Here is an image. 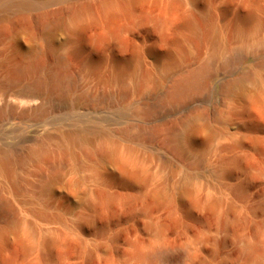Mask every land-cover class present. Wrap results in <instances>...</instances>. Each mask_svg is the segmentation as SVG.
<instances>
[{
	"label": "rangeland",
	"instance_id": "rangeland-1",
	"mask_svg": "<svg viewBox=\"0 0 264 264\" xmlns=\"http://www.w3.org/2000/svg\"><path fill=\"white\" fill-rule=\"evenodd\" d=\"M44 3L34 36L0 9V77L49 110L2 129L0 264H264V0ZM201 67L210 79L170 99ZM107 141L138 182L95 159Z\"/></svg>",
	"mask_w": 264,
	"mask_h": 264
},
{
	"label": "bare ground",
	"instance_id": "bare-ground-1",
	"mask_svg": "<svg viewBox=\"0 0 264 264\" xmlns=\"http://www.w3.org/2000/svg\"><path fill=\"white\" fill-rule=\"evenodd\" d=\"M44 2H45V0H15V1L14 0L13 1L12 0H0V9L1 10L7 11L13 7L15 9V10L13 9V11H15L14 12L15 15H16V17H18V18H16L17 19L16 23L12 26L11 34H13L15 36H18V35H32V36H34L33 30L36 27L33 24L34 21L32 22V20L29 18L27 13L30 10L41 6ZM46 2H47V0H46ZM44 4H46V3H44ZM60 24H61V17L57 14H55L53 17L51 16L50 18L45 19L42 22V28H43V32H45V36L51 37V34H53L55 31H57L59 29ZM41 34H42V32H41ZM52 47H51V44L48 46V48H49L48 51L51 53H52V50H54V49H52ZM25 63H26L25 65L23 64L24 67L21 66V69L27 73L28 72L31 73L37 67L30 60L28 63H27V61ZM55 65H56V67H59L63 71L62 73L65 74L62 78L59 79V81L64 82L66 80H69L68 82H70L71 78L66 73V63H65L64 59L62 57L57 56L55 59ZM262 65L263 64L260 62V66H262ZM19 67H18V69H19ZM18 69H17V71L20 72ZM14 75H16V74H14ZM17 76H19V75H17ZM54 76H57V75H53V77ZM210 77H211V73L206 70V67H201V68L195 69L193 71H190L185 77L181 78L179 81H177L173 85V87L169 93V98L170 99H178L180 97L186 96L191 91L195 90L199 85H203L204 83H206L210 79ZM59 81H58V83H59ZM255 81H256V76L251 74V73H248V74H245L244 76H242L240 78L232 79L231 81L227 82L226 90L230 91V90H234V89H239L241 87V85L243 86L244 82H252L253 83ZM41 94L42 93L39 89V86L38 87L35 86L32 88L29 86H24L20 89H16L15 87L12 86V80L6 79L5 77L4 78L0 77V136L3 134L2 129L4 127V124L9 122V121H16V122H19L20 124L28 123V122H37V121L41 120L47 114V112L49 111L47 107L36 105V99ZM194 132H195V128L192 125H190V123L184 124L183 137H184L186 142H190ZM75 140L76 139L69 137V141L71 143H75ZM175 145H176V143H175ZM44 151H45V149L43 147V144H41L39 146L38 150L36 151V153H34L32 155L36 156V157L44 156V158H46L47 156H46V154L43 153ZM24 157H18V162L20 165L23 164ZM94 157L96 160L110 162L115 167V169L117 170V173L119 175H122L123 177H125V179H128V181H130L132 183H136L139 181L138 175L136 174L135 171H130L126 167L125 164H121L117 160L115 144L112 143L111 141L104 142L98 148ZM12 161H13V159H12ZM54 181H55V179H53V178L45 180L43 188L51 187L54 184ZM183 191L186 192V190H183Z\"/></svg>",
	"mask_w": 264,
	"mask_h": 264
}]
</instances>
